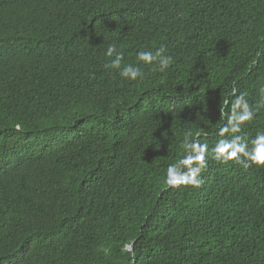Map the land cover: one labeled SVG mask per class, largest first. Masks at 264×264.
Listing matches in <instances>:
<instances>
[{
	"label": "trees",
	"instance_id": "16d2710c",
	"mask_svg": "<svg viewBox=\"0 0 264 264\" xmlns=\"http://www.w3.org/2000/svg\"><path fill=\"white\" fill-rule=\"evenodd\" d=\"M110 44L173 60L127 81ZM232 87L254 137L264 0H0V264H264V168L209 156L201 187L164 184Z\"/></svg>",
	"mask_w": 264,
	"mask_h": 264
},
{
	"label": "clouds",
	"instance_id": "9594fccd",
	"mask_svg": "<svg viewBox=\"0 0 264 264\" xmlns=\"http://www.w3.org/2000/svg\"><path fill=\"white\" fill-rule=\"evenodd\" d=\"M166 52L164 45H161L154 53L145 50L138 51L136 53L138 63L126 64L122 67L123 52H118L115 44H110L105 55L114 58L110 59L104 67L119 70V76L127 81H137L144 78L145 73L142 66H150L154 62L158 63V67H154L153 70L164 73L173 60L172 56L167 55ZM259 55L258 52L257 57ZM229 95L232 98L231 101L225 100L223 108H220L221 119H226V123L216 133L220 138L209 149L208 143L200 142V137L205 136V132L197 133L194 139L186 135L182 142L184 154L177 162L169 164L166 169L164 184L169 189L201 187L204 183L201 174L207 168V157L209 156L219 164L235 162L245 170L254 166L264 168V131H257L254 137L237 135L242 132L243 126L251 122L255 116V111L246 99L247 94L232 87ZM21 128V124L17 123V131Z\"/></svg>",
	"mask_w": 264,
	"mask_h": 264
}]
</instances>
